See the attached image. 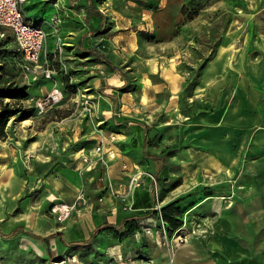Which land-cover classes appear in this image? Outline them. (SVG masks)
I'll list each match as a JSON object with an SVG mask.
<instances>
[{
	"label": "rangeland",
	"instance_id": "obj_1",
	"mask_svg": "<svg viewBox=\"0 0 264 264\" xmlns=\"http://www.w3.org/2000/svg\"><path fill=\"white\" fill-rule=\"evenodd\" d=\"M49 1L60 7L69 4L67 0L31 3L41 8ZM92 2L97 5L98 0ZM108 3L118 16L91 35L90 45L124 73L119 77L121 86L126 84L117 89L115 102L104 81L108 72L116 70L98 64L94 55L74 46L82 30L66 33L62 18L54 24V13L49 27H43L46 34L39 58L28 62L13 31L0 25V87L20 85L29 93L20 98L0 97V104L21 107L8 118L5 134L0 135V231L6 233L22 224L40 235L63 233V240L27 233L0 234V264H154L150 252L155 244L174 247L186 241V211L179 215L181 224L169 229L166 221L163 228L147 226L154 222L152 208L142 214L124 209L121 197H134L135 189L142 186H129L130 173L137 171L151 206H162L161 197H174L184 209L206 199L212 203L211 211L205 213L209 221L199 226L195 221L199 230L193 235L204 232L206 223L216 227L214 222L226 219L227 237L245 244L242 252L264 264V156L242 157L240 169L235 171L227 167L230 155L196 152L189 139L197 136L195 121L203 112L194 99L203 58L212 46L226 42L229 28L240 23L247 27L249 37L264 34V0ZM86 53L83 61L80 57ZM54 88L61 91V97L47 101L41 110L37 102ZM120 97L125 105H120ZM128 121H137L139 130L145 127L140 132L148 137L144 149L162 154L159 176L152 160L144 155L141 141H136L141 138L130 135ZM97 141L104 154L87 171L80 163L79 150L91 149ZM119 159H126L129 171L120 168ZM147 172L155 176L156 187H149ZM76 177L75 199L68 202L60 185ZM48 196L72 205L66 220L57 221L49 212ZM107 197L116 202L119 215L112 221L99 217ZM130 216L136 217L131 231L107 227L83 243L101 221L117 223ZM178 233L182 240H174Z\"/></svg>",
	"mask_w": 264,
	"mask_h": 264
},
{
	"label": "crops",
	"instance_id": "obj_2",
	"mask_svg": "<svg viewBox=\"0 0 264 264\" xmlns=\"http://www.w3.org/2000/svg\"><path fill=\"white\" fill-rule=\"evenodd\" d=\"M67 1L69 2L67 6L60 7L57 2L49 1L39 8L37 4L27 0L23 4L26 19L37 21L47 28L50 24L49 18L57 13L62 18L66 33L71 32L73 35L78 33V29L83 31L74 41V46L86 52L94 47L90 45V37L96 33L92 30L102 23L111 22L118 15L108 0H98L97 5H93L94 10H100L105 17L88 11L90 0ZM91 27L92 30L88 31ZM87 57L86 53L80 58H84L85 61ZM119 74L118 70L108 72L104 81L106 92L113 102L117 101L119 97L117 89L123 83ZM194 95V99L198 101L196 106H202L203 112H199L196 117L197 136L189 137L197 148L193 146V150L207 154L230 155L227 167L235 171L240 169L242 157L257 159L264 156V101L261 102L264 97V34L257 33L249 37L244 23L229 28L226 42L216 46L214 55L203 66L200 82L194 88ZM122 99L123 97H120V105L123 104ZM128 123L132 124L130 135L140 137L141 140L136 141L137 143L141 141L144 149L148 137L146 133L140 134V132L142 133L145 127L139 130L140 125L136 126L137 121H128ZM87 149L89 148L85 151H88ZM102 152L104 154L103 149ZM80 163L84 167L85 163L83 161ZM118 163L123 169L122 164L126 163V159H119ZM127 169L130 170V166L127 165ZM77 185L78 177L68 184L60 185L64 200L72 202L75 199ZM105 199L108 203L98 210L99 217L112 221L119 216L116 202L112 201V197ZM132 199L131 210L134 213L149 212L151 197L144 185L135 189ZM173 200L177 199L161 197L160 204L164 205ZM206 201L205 199L184 209L177 200L176 205L182 209V212L186 211V224L189 229L187 239L174 247L170 243L155 244L150 252L154 264H261L256 258L253 259L251 254L242 252L246 250L245 244L227 237L226 219L214 222L216 227L213 223H206L203 227L206 229L204 232L193 235L199 230L194 225L195 221L199 222L197 226L205 225V222L209 221L208 214L205 213L211 211L212 203ZM213 206L218 210V207Z\"/></svg>",
	"mask_w": 264,
	"mask_h": 264
},
{
	"label": "built area",
	"instance_id": "obj_3",
	"mask_svg": "<svg viewBox=\"0 0 264 264\" xmlns=\"http://www.w3.org/2000/svg\"><path fill=\"white\" fill-rule=\"evenodd\" d=\"M26 1L27 0H0V25L7 26L13 31L15 41L17 42L19 49L24 54L27 61L36 62L43 50L46 33L40 23H38L37 21H31L26 19L23 7V4ZM51 19L53 20L55 25L60 21V17L57 13L54 14ZM25 66L29 69L27 65ZM49 72L50 71L48 69V71H46V74L48 76ZM61 94L62 93L59 89L54 88L46 95L44 99H41L37 102L38 106L42 110L43 104H46L47 101H57L61 97ZM114 136L115 135H111V138L114 139ZM79 151V158L85 163L84 168L86 167L85 169L89 170L93 167V161L97 162V160L102 157V144H100L99 141L93 148L89 149L88 151H85V149H80ZM122 167L123 169L129 171L125 163L122 164ZM146 175L149 178V187H156L155 176L150 172H147ZM144 184L145 183L143 180H141V175L138 171L130 173L129 186H131L132 189ZM102 198L103 197H99V199ZM47 199L50 201L49 212L57 221H64L69 217L72 210V205L62 199H59L56 196H48ZM121 199L125 201V205L123 206L124 209H132V197H121ZM151 208L152 210H156V212L153 214L154 222H156V224H154L153 222L152 225L147 226L151 227L153 225H157V227L162 226L163 228L165 220L162 217L160 209L161 206L153 205L150 207V209ZM150 227L146 228L150 230ZM175 236L176 237L174 240H182V235L180 233L176 234Z\"/></svg>",
	"mask_w": 264,
	"mask_h": 264
},
{
	"label": "trees",
	"instance_id": "obj_4",
	"mask_svg": "<svg viewBox=\"0 0 264 264\" xmlns=\"http://www.w3.org/2000/svg\"><path fill=\"white\" fill-rule=\"evenodd\" d=\"M93 0H90V5L88 7V11H93L95 14L102 15L105 17V15L102 14V12L98 9L94 10L93 7ZM187 1V0H186ZM150 4V3H149ZM182 11H184V6H182ZM105 28V24L102 23L99 27L96 28L94 32H101ZM216 51V48L212 46L210 52L203 58L200 66L203 67L206 62L214 55ZM87 53H90L94 55L100 62L106 63L108 66L115 70H119V68L113 64L109 59L105 57L97 48H90L86 51ZM120 74L122 77L124 76V73L120 71ZM197 83V82H196ZM126 82L119 87L118 89H121L125 86ZM29 93L24 90L23 86L16 85V86H7V87H0V97L8 96L11 98H20V97H27ZM264 101V97L261 99V102ZM21 107L20 105H11L9 103H1L0 104V135L5 134V125L8 120V118L17 112H20ZM144 155L152 160L154 164V172L156 176H159L160 168L162 165V154H157L155 152H151L148 150H143ZM177 200H173L170 202H167L166 204L161 206V213L163 219L168 222V228L169 229H175L181 224V220L179 218V215L182 213V209L176 205ZM152 213H155L156 210L153 209L151 211ZM130 223V224H129ZM136 224V217L130 216V217H123L118 221L117 223H107L105 220L102 221V223L97 224L91 231L90 236L88 239L83 240V243L89 242L95 235L103 228H111L112 230H117L119 228H127L128 231H131ZM18 233H27L30 235H33L35 237H43V238H49L52 236H58L60 239L63 240V233L61 231H54L47 235H40L38 233L33 232L30 229H25V227L22 224H17L13 226L8 232H2L0 231V234L6 237L14 236Z\"/></svg>",
	"mask_w": 264,
	"mask_h": 264
}]
</instances>
